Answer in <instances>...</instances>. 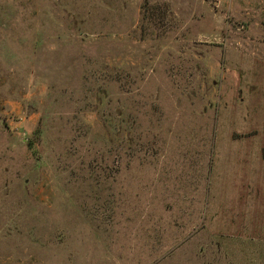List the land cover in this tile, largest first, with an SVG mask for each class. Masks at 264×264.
Masks as SVG:
<instances>
[{
  "label": "rangeland",
  "instance_id": "374dc122",
  "mask_svg": "<svg viewBox=\"0 0 264 264\" xmlns=\"http://www.w3.org/2000/svg\"><path fill=\"white\" fill-rule=\"evenodd\" d=\"M0 264H264V0H0Z\"/></svg>",
  "mask_w": 264,
  "mask_h": 264
}]
</instances>
